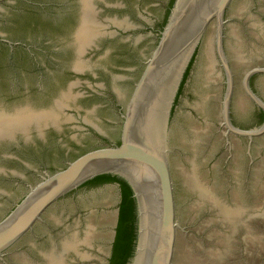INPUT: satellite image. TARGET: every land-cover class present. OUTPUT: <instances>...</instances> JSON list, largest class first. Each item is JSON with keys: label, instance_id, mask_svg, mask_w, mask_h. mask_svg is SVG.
Instances as JSON below:
<instances>
[{"label": "water", "instance_id": "1", "mask_svg": "<svg viewBox=\"0 0 264 264\" xmlns=\"http://www.w3.org/2000/svg\"><path fill=\"white\" fill-rule=\"evenodd\" d=\"M84 5L80 50L97 35L92 0H84ZM136 6L152 26L160 19L157 7L134 3L133 12ZM127 16L129 12L117 15L120 22ZM37 39L39 45L43 39ZM156 44V38L149 36L138 45L137 53L147 49L144 71L140 58L128 65L133 57L118 56L122 68H136L129 75L133 81L143 71L132 94L130 82L113 85L126 104L123 120L117 112L112 114L113 126L103 121L107 111L86 115V121L101 120L102 135L110 141L120 138V144L108 146L103 138L76 131L74 140L49 147L36 143L24 154L25 167H11L19 177L0 183V216L32 187L0 221V259L23 241L32 253L29 264H109L119 222L120 187L74 192L100 175L115 174L129 182L138 203L133 264H264V125L245 131L230 119L235 94L233 112L245 115L244 120L237 118L239 123L251 122L252 106L244 89L264 109L249 86L253 75L264 74L259 66L264 65V0H177ZM198 49L195 74L172 121L174 99ZM37 58L46 61L40 52ZM97 83L104 85L101 80ZM253 87L264 99V76L253 79ZM80 92L65 91L57 110L62 111L67 100L78 105ZM28 104H21L11 119L0 115V139L28 133L32 124L40 128L59 124L56 109L34 111ZM221 114L227 137L253 141L263 136L253 151L238 144L229 159ZM71 115L75 116L67 112ZM42 172L51 174L39 181L37 174ZM20 254L10 264H26V253Z\"/></svg>", "mask_w": 264, "mask_h": 264}, {"label": "flooded vegetation", "instance_id": "2", "mask_svg": "<svg viewBox=\"0 0 264 264\" xmlns=\"http://www.w3.org/2000/svg\"><path fill=\"white\" fill-rule=\"evenodd\" d=\"M173 1L92 0L97 26L94 32H97V35H93L88 45L80 50L78 32L82 28L85 15L84 0H0V115L4 114V118H13L16 113L15 110L26 101L29 102V108L34 111L41 109L57 110L58 102L67 95L65 91L74 88L81 90L76 96L78 105H74V103L72 104L67 100L64 109L62 111L57 110V113L60 114L58 125L49 124L40 128L32 124L28 133L17 132L11 138L0 139V183L12 177H19L15 175L11 167H14V165L25 167L27 159L24 154L26 151H33L32 148L36 143L49 147L54 143L74 140L73 133L78 131L103 138L107 141L108 146L120 144V138L117 141H110L102 135L99 128L101 120L98 119L94 123L86 121V115L107 111L109 119L103 117V121L113 126L115 122L110 118L112 114L117 112L122 119L126 104L121 103L122 98H118L113 85L120 80L130 82L133 87L130 92L132 94L149 60L146 56V48H143L141 53H137L138 45L139 43L144 44L149 36H154L157 40L156 46L158 45L161 34L172 16L174 8L165 26ZM134 3L140 5L148 3L151 7H157V9H160L157 16L160 19L152 26L141 14L145 12L144 10L138 14L136 6L134 8L135 12H133L131 8ZM128 12L129 16L120 22L117 15L122 16ZM228 21L226 17L227 24ZM138 33L141 36L140 38L137 37ZM37 34H40V36L37 37ZM28 35L31 37L30 39L26 38ZM54 36L58 37L56 42ZM37 38L43 39L39 42V45ZM200 50L198 49L194 55L178 88L171 111L172 121L177 115L184 91L195 74ZM39 52L45 54V63L38 61L37 54ZM124 55L134 59V62H130L128 65H134L136 61H139V58L141 59L139 63L141 68L144 69L134 81L129 75H132L136 68L132 66L122 68L121 63H119L118 56ZM86 59H88L87 64L84 62ZM259 66L264 67L262 64H259ZM121 74H125L126 77H121ZM258 76H264V74L253 75L250 78L249 86L253 93L264 102V99L253 87V79ZM100 80L107 88L104 85L98 86L97 82ZM69 93H72V91ZM244 93L249 98L252 106L251 122L248 123L249 125L239 123L237 118L244 120L245 115L241 111L237 114L233 112L234 94L230 109L231 123L236 128L245 131L260 129L264 125V109L250 98L245 89ZM21 100L24 101L21 102ZM191 111L196 112L193 109ZM67 112L75 116L68 117ZM5 114H7V117H5ZM171 120L170 125L172 126ZM221 127L224 130L226 140L224 151L230 155L229 159L233 157L238 144L246 146L249 151H253L259 140L264 136L256 137L253 141L244 138L238 139L232 134L227 137V128L223 125L222 114ZM251 161L253 165L256 158ZM32 171L34 174L36 173L34 169ZM47 173L37 174L39 181ZM31 187H28L23 199L29 193ZM23 199L15 202L5 214L1 215L0 221L5 219ZM22 251L26 253L23 259L27 261L26 264H29L32 253L30 252V246H26L23 241L16 250L0 259V264H10L13 258H17L16 254L22 256L20 254ZM40 257L44 258L43 255Z\"/></svg>", "mask_w": 264, "mask_h": 264}, {"label": "trees", "instance_id": "3", "mask_svg": "<svg viewBox=\"0 0 264 264\" xmlns=\"http://www.w3.org/2000/svg\"><path fill=\"white\" fill-rule=\"evenodd\" d=\"M176 1L177 0H174L171 5L165 26L168 23V19L171 16ZM187 75L188 73L186 76ZM108 184L119 185L121 193V200L118 206L119 222L116 229V238L112 247V254L109 258V264H133L139 237V210L134 191L129 182L119 175L104 174L86 182L79 190L85 187L98 188Z\"/></svg>", "mask_w": 264, "mask_h": 264}]
</instances>
